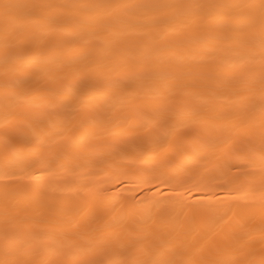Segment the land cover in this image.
<instances>
[{
  "label": "bare ground",
  "instance_id": "1",
  "mask_svg": "<svg viewBox=\"0 0 264 264\" xmlns=\"http://www.w3.org/2000/svg\"><path fill=\"white\" fill-rule=\"evenodd\" d=\"M264 0H0V264H264Z\"/></svg>",
  "mask_w": 264,
  "mask_h": 264
},
{
  "label": "snow or ice",
  "instance_id": "2",
  "mask_svg": "<svg viewBox=\"0 0 264 264\" xmlns=\"http://www.w3.org/2000/svg\"><path fill=\"white\" fill-rule=\"evenodd\" d=\"M262 84H264V81H262Z\"/></svg>",
  "mask_w": 264,
  "mask_h": 264
}]
</instances>
